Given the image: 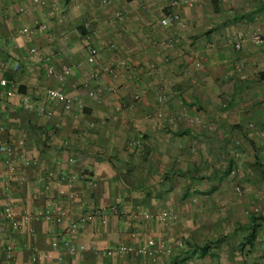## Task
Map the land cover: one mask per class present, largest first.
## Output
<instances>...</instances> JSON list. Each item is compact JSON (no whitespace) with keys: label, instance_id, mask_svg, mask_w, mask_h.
Listing matches in <instances>:
<instances>
[{"label":"crops","instance_id":"1","mask_svg":"<svg viewBox=\"0 0 264 264\" xmlns=\"http://www.w3.org/2000/svg\"><path fill=\"white\" fill-rule=\"evenodd\" d=\"M181 1L0 0L6 64L0 76L9 83L0 87V144L24 141L10 161L13 173L0 154V264H264V47L247 39L240 52L234 48L239 32L264 33V0ZM170 11L187 30L161 26ZM38 23L49 30L22 33ZM91 48L99 49L95 66L86 62ZM44 58L57 74L69 68L64 86L46 75ZM106 66L117 75L90 79ZM162 85L168 100L160 105ZM98 86L117 92L91 99L88 91ZM59 87L79 96L85 109L67 113L50 101L47 90ZM42 105L52 119L37 116ZM116 105L123 111L114 122ZM159 111L164 120L156 118ZM50 180H62L67 195L77 197L69 201L55 185L46 190ZM8 206L20 220L25 211L46 209L68 217L60 225L36 220L13 230L3 218ZM94 208L104 210L105 225L68 230ZM163 209L177 221L141 222L138 239L130 240L133 212ZM151 238L173 247L172 256L100 253ZM66 243L85 250L72 256ZM39 251L52 258L35 261Z\"/></svg>","mask_w":264,"mask_h":264},{"label":"built area","instance_id":"2","mask_svg":"<svg viewBox=\"0 0 264 264\" xmlns=\"http://www.w3.org/2000/svg\"><path fill=\"white\" fill-rule=\"evenodd\" d=\"M219 3H225L229 0H217ZM195 0H182L181 3L184 5H193ZM34 5H40L42 3V0H33ZM103 4H107L108 0H103ZM21 14L25 13L24 9L20 10ZM161 26L166 27V28H173L177 30H187L188 29V24L183 20L182 16L179 13L176 12H167L166 15L161 19L160 21ZM87 28V27H86ZM48 31L49 27L46 24H41L38 23L36 27L34 28H24L22 30V33L25 35H35L38 31ZM57 38V37H56ZM55 37H51L50 40L56 39ZM59 38H62L64 40H67L68 37L66 35H59ZM251 40V42L258 47H264V33L261 32L260 30H255L250 33L246 32H239L237 35V39L235 40L234 43V48L236 51H241L243 43L247 40ZM178 40V39H176ZM175 40V42H177ZM171 44H173L171 42ZM31 55H36L38 54V49L37 48H32L31 49ZM98 54H99V49L97 48H91L89 50V53L87 55L86 62L90 66H95L97 65V60H98ZM45 62V70H46V75L48 77H55L60 84V86H64L66 82V77L69 75V68L65 67L63 71L60 74L55 73L53 65H51V60L49 58H44ZM6 68L5 63H0V72L3 71ZM21 68L20 64H17L15 66V71H19ZM155 68V66H153ZM102 74H106L109 76H116L117 75V69L113 66H106L102 70H94L91 73L90 79L96 83H98L102 77ZM8 80L4 79L3 77L0 76V87H7L8 86ZM61 87L59 88H49L47 90V97L50 101L52 102H57L61 103L63 105L64 111L67 113H70L73 111L74 107L77 106L81 111L85 109L84 103L81 101L79 96H69L65 90H63ZM117 91L113 87H108V86H98L96 88H91L88 91V96L91 99H95L98 97V95L101 94H115ZM142 97L140 95H136L134 97V102L138 103L140 102ZM168 100L167 96V87L166 85H162L160 88V92L156 97V101L158 104L162 105L166 103ZM123 111L122 107L120 105H116L115 109L113 111V114L111 116L112 120L114 122H117L119 120V116L121 115V112ZM37 116L40 118H47V119H52L54 116V113L52 110L48 109L45 105H42L41 107L38 108L37 110ZM156 118L159 120H164L166 118L164 112L159 111L156 113ZM137 141H131L129 143L130 147H135L137 146ZM24 148V141H18L17 143H4L0 144V154L6 156L7 160V165L9 168V172L13 173L14 169L11 166V159L19 157L21 154V149ZM241 154L238 152L236 154V158H240ZM230 176L233 179L237 178V172L236 170L230 171ZM52 185H55L57 189L60 191L61 195H66L69 201L74 200L77 195L74 193H69L67 195V192L62 189L63 186V181L62 180H50L48 181L46 185V190H49ZM234 189L237 195L242 194V187L239 185V183L234 185ZM68 217V213H66L64 210H58V211H52L49 209L46 210H39L37 212H24L21 215V220L20 216L14 211V209L11 206H8L4 209L3 211V218L5 221H7L10 225V227L13 230H20L22 229L24 224L31 223L32 221L36 220H45L50 223H55L57 225L62 224L63 221ZM177 221V217L175 213H173L170 210L163 209L158 212H149V211H135L131 214L130 220H129V231H128V236L130 237V240L136 241L139 236V229L137 227L138 224L141 222H159L162 224H169L172 222ZM100 223L101 225H105L107 223L106 216L104 214V210L102 208H94L91 209L87 212L81 213L78 215V218L72 222L69 225L68 230L71 233L77 232L81 227L91 224V223ZM178 247L182 248L185 246L184 241H180L178 244ZM65 249L70 255H76V253L81 250H85V247H76L75 245L71 243H66L65 244ZM13 248L12 246H9L6 250L7 257L9 260H12L14 255H13ZM154 252L155 257H153V260H156L157 255H163L166 254L168 256H172L174 253L173 247L170 245L166 247V245L161 242L159 243L156 241L154 238H151L147 240V242L143 245L135 247L134 244L130 245H119L114 248H109L104 250L103 252L100 251V253L104 254L105 256H113V255H130L133 253H138L140 255H148L149 253ZM52 258V254L48 252H37L34 256V260H49Z\"/></svg>","mask_w":264,"mask_h":264},{"label":"rangeland","instance_id":"3","mask_svg":"<svg viewBox=\"0 0 264 264\" xmlns=\"http://www.w3.org/2000/svg\"><path fill=\"white\" fill-rule=\"evenodd\" d=\"M242 140H244V139H242ZM236 143H238V144H236ZM234 145H236V146H235L236 149H239L238 152L241 154V153H242L241 150H240V148L242 147L241 140L236 139L235 142H234ZM238 152H237V153H238ZM241 156H242V154H241ZM240 158H241V157H240ZM241 178H242V177H241L240 175H237V179H239V181L242 180ZM240 183H241V181H240ZM235 193H236V192H235Z\"/></svg>","mask_w":264,"mask_h":264}]
</instances>
